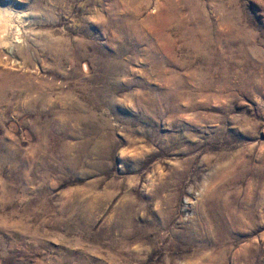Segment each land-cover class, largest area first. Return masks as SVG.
I'll return each instance as SVG.
<instances>
[{"label": "rangeland", "instance_id": "1", "mask_svg": "<svg viewBox=\"0 0 264 264\" xmlns=\"http://www.w3.org/2000/svg\"><path fill=\"white\" fill-rule=\"evenodd\" d=\"M0 7V264H264V0Z\"/></svg>", "mask_w": 264, "mask_h": 264}, {"label": "bare ground", "instance_id": "2", "mask_svg": "<svg viewBox=\"0 0 264 264\" xmlns=\"http://www.w3.org/2000/svg\"><path fill=\"white\" fill-rule=\"evenodd\" d=\"M6 13L9 14L10 13L9 10L0 7V45L3 44L6 40H8L7 32L10 28L9 25H11V23L13 22L11 19H9L10 16H6Z\"/></svg>", "mask_w": 264, "mask_h": 264}]
</instances>
